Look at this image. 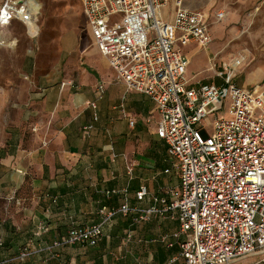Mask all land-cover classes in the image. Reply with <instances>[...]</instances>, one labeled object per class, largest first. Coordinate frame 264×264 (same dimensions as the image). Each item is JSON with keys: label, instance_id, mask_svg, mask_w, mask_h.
<instances>
[{"label": "built area", "instance_id": "built-area-1", "mask_svg": "<svg viewBox=\"0 0 264 264\" xmlns=\"http://www.w3.org/2000/svg\"><path fill=\"white\" fill-rule=\"evenodd\" d=\"M28 1L4 2L0 30L15 20L26 23L31 13ZM79 1L95 47L115 82L155 103L157 137L165 142L171 162L165 173L174 174L178 185L163 196L141 186L136 200L150 197L149 208L132 207L126 198L102 224L74 228L52 248L97 245L104 224L119 214L134 217L135 222L177 217L180 230L175 237L183 264H240L249 258L264 263V91L236 83L246 57L240 54L219 64V69L215 59L219 83L192 85L187 79L190 60L178 44L207 49L213 43L203 11L186 8L185 0ZM171 3L176 11L168 23L161 13ZM215 19L222 22L225 13H216ZM106 93L105 84H99L95 100L87 105L93 122L83 128L84 139L100 121L98 104ZM210 117L212 134L204 126ZM135 124L130 121L132 128ZM126 168L133 178L135 164L128 162ZM119 194L107 192L108 198ZM39 252L30 243L18 259L25 261Z\"/></svg>", "mask_w": 264, "mask_h": 264}, {"label": "crops", "instance_id": "crops-1", "mask_svg": "<svg viewBox=\"0 0 264 264\" xmlns=\"http://www.w3.org/2000/svg\"><path fill=\"white\" fill-rule=\"evenodd\" d=\"M5 1L0 0V11ZM77 1L85 17L82 4ZM175 11L174 3L169 4L162 10V18L173 22ZM205 14L214 42V35L221 30L220 22L215 15L211 18ZM0 33L3 46L15 50L17 42ZM178 45L190 60L187 79L192 85L219 83L206 82L205 77L198 78L199 74L195 76L190 70L194 56H203L205 49L197 44ZM217 56L208 52L206 57L212 71ZM201 60L200 56L197 67ZM107 68L112 71L108 65ZM86 72L87 75H79L76 86L64 88L62 84L75 81L69 78L58 82L56 71L41 75L44 86L39 109L48 119L45 128L48 126L50 139L36 136L38 148L31 151L30 160L25 151L6 157L0 153V170L6 176L0 182V195L5 197L0 203V264H183L179 239L175 237L180 230L177 217L135 222L134 217L119 214L104 224L97 245L52 248L74 228L102 224L112 210L123 206L126 198L132 207L149 208L150 197L141 203L136 200L141 186H147L151 194L163 196L178 185L174 174L165 173L171 162L165 142L157 137L155 103L148 96L128 92L124 85L115 83L113 72L107 76L100 74L99 69L97 74ZM99 84L107 88L105 99L98 104L100 121L94 124L91 136L84 139L83 128L93 122V110L87 105L95 100ZM250 84L248 81L242 87L250 88ZM131 120L136 123L134 128ZM112 149L117 155L115 160ZM24 160L30 161L32 169L17 171L14 193L12 169L15 165L25 168ZM128 162L135 164L133 178L127 173ZM109 191L120 194L108 198ZM30 243L39 254L19 260L22 249ZM240 264L264 263L249 258Z\"/></svg>", "mask_w": 264, "mask_h": 264}, {"label": "rangeland", "instance_id": "rangeland-1", "mask_svg": "<svg viewBox=\"0 0 264 264\" xmlns=\"http://www.w3.org/2000/svg\"><path fill=\"white\" fill-rule=\"evenodd\" d=\"M38 1L42 8L34 31L21 21L0 30L9 41L17 42V47L12 50L0 41V153L3 157L25 151L30 160L31 151L38 148L36 136H41L42 140L50 139L48 126L45 128L48 119L39 109L44 86L41 75L56 71L58 82L72 78L76 86L79 75H87L88 70L97 74L99 69L103 76L112 74L98 55L77 0ZM185 7L208 13L211 18L220 11L225 13V19L219 24L221 30L214 35L210 49L203 50V56L199 54L202 57L200 67H197L200 56H194L190 70L195 76L205 77L206 82L217 81L206 58L208 52L218 54L217 69L219 64L228 63L242 54L246 57V66L236 83L242 86L249 81L252 83L250 90L264 91V0H185ZM229 106L230 101L225 113ZM213 122V117L204 122L210 134L213 133ZM41 145L45 147L43 141ZM29 160H24L25 168L18 169L15 165L12 169L10 179L14 193L17 171L32 169ZM25 178L30 179L28 174ZM5 180L6 176L0 170V182ZM4 198L0 195V203Z\"/></svg>", "mask_w": 264, "mask_h": 264}, {"label": "bare ground", "instance_id": "bare-ground-1", "mask_svg": "<svg viewBox=\"0 0 264 264\" xmlns=\"http://www.w3.org/2000/svg\"><path fill=\"white\" fill-rule=\"evenodd\" d=\"M28 4L30 6L31 13L25 24L29 27L30 31H34L36 28V22L38 21V16L41 15L42 5L38 0H29ZM0 41L2 44H4L3 39H0Z\"/></svg>", "mask_w": 264, "mask_h": 264}]
</instances>
